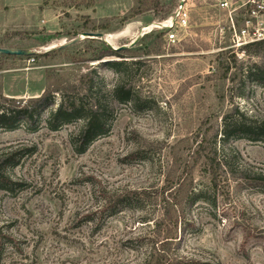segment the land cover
I'll return each instance as SVG.
<instances>
[{
    "label": "rangeland",
    "instance_id": "obj_1",
    "mask_svg": "<svg viewBox=\"0 0 264 264\" xmlns=\"http://www.w3.org/2000/svg\"><path fill=\"white\" fill-rule=\"evenodd\" d=\"M232 1L223 10L191 0L189 25L171 44L158 27L179 0L151 9L144 0H0V48L36 56L0 55V95L11 101L0 109L33 111L0 128V264H155L168 249L264 264V140L223 143L221 133L226 119L264 122V82L253 73L264 49L233 46L229 12L236 30L251 18L249 6L238 8L247 0ZM251 22L264 35V14ZM121 46L135 57L120 71L102 67L119 58L93 60ZM82 77L100 88L107 127L77 154L70 135L79 123L52 130L46 119L61 92L82 93ZM122 80L140 108L112 102ZM44 92L51 101L34 102Z\"/></svg>",
    "mask_w": 264,
    "mask_h": 264
},
{
    "label": "trees",
    "instance_id": "obj_2",
    "mask_svg": "<svg viewBox=\"0 0 264 264\" xmlns=\"http://www.w3.org/2000/svg\"><path fill=\"white\" fill-rule=\"evenodd\" d=\"M144 5L151 9L158 6V0H144ZM139 14V9L132 11V13L123 17L122 21L125 22L128 19L133 18ZM100 28L106 29V26ZM251 49H254V53L260 54L261 50L264 49V40L257 41L251 44L245 45L241 50L249 53ZM131 55L130 57H128ZM4 56V55H3ZM12 58H25L6 56ZM105 57H116L119 61H110L102 64V67L111 70L112 72L120 71V68L128 65L126 58H134L135 55L131 53L129 49L112 50L106 48L104 51L98 53L93 57L94 61H99ZM31 60L36 61V56L30 54ZM137 62V61H133ZM255 81L257 83L264 82V56L259 66H255L253 70ZM82 93L74 94L73 96L67 94V92H61V100L59 104L51 109L47 115V121L51 125L52 130H56L62 125L71 124L78 122L76 130L70 135V143L75 153L83 154L87 148L98 138L106 133L107 127V109L108 107L104 104V101L100 97V88H97L94 81L90 77H82L79 81ZM112 102H116L122 105H130L135 108L141 107V101L133 93L130 86L126 85L125 82L119 81L110 92ZM53 98L52 93L44 92L34 102L36 103H47ZM89 99V103H84V100ZM0 102H11L10 99L4 98L0 95ZM89 104V105H88ZM235 112L237 110L235 109ZM242 116V114H241ZM20 118H25L31 121L33 118V111H29L27 108H1L0 109V128L6 130L13 129ZM224 127L222 129V140L225 143L229 138L238 136L239 134H245L247 138H255L264 140V122L257 126H250L245 124L241 119L234 123L228 124L227 119L224 121ZM213 156L209 161L215 162L217 159L216 151H212ZM209 158V157H208ZM220 167V164H210L212 180L216 176V169ZM6 178L0 173V183L5 184ZM189 198V197H188ZM193 199V198H192ZM195 200H198L197 198ZM169 251H162V254L158 255L155 264H220L218 261L209 260H198L187 256L172 257L167 255ZM166 252V253H165Z\"/></svg>",
    "mask_w": 264,
    "mask_h": 264
},
{
    "label": "built area",
    "instance_id": "obj_3",
    "mask_svg": "<svg viewBox=\"0 0 264 264\" xmlns=\"http://www.w3.org/2000/svg\"><path fill=\"white\" fill-rule=\"evenodd\" d=\"M191 0H179L177 6L173 14L169 17L168 20L159 23V29H165L163 33L167 42L171 44H175L179 42L177 38L178 32H183L189 25L190 20V12H191ZM218 1V7L226 10L230 9L232 5L235 6L237 1L234 2L232 0H216ZM241 2L238 8H247L248 16L251 19L258 18L259 15L264 14V3L258 2L255 0H247L246 3ZM237 7L232 8V12H234ZM229 19L232 30V42L235 48H242L247 44H251L257 41L264 40V35L259 31V29H255L251 22V19L244 21V24L241 28L235 29L234 23L231 17V11L229 12Z\"/></svg>",
    "mask_w": 264,
    "mask_h": 264
},
{
    "label": "water",
    "instance_id": "obj_4",
    "mask_svg": "<svg viewBox=\"0 0 264 264\" xmlns=\"http://www.w3.org/2000/svg\"><path fill=\"white\" fill-rule=\"evenodd\" d=\"M86 37L94 39V38H101L102 35L101 34H84ZM126 47L121 46L118 47L116 49H113L115 51L120 50V49H124ZM0 55H4V56H15V57H22V56H27L30 55V53L23 51V50H18V49H8V48H0ZM112 60H107V61H103V62H110Z\"/></svg>",
    "mask_w": 264,
    "mask_h": 264
},
{
    "label": "bare ground",
    "instance_id": "obj_5",
    "mask_svg": "<svg viewBox=\"0 0 264 264\" xmlns=\"http://www.w3.org/2000/svg\"><path fill=\"white\" fill-rule=\"evenodd\" d=\"M108 38V37H107Z\"/></svg>",
    "mask_w": 264,
    "mask_h": 264
}]
</instances>
